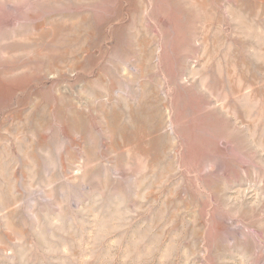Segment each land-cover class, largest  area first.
<instances>
[{
	"label": "rangeland",
	"instance_id": "374dc122",
	"mask_svg": "<svg viewBox=\"0 0 264 264\" xmlns=\"http://www.w3.org/2000/svg\"><path fill=\"white\" fill-rule=\"evenodd\" d=\"M0 264H264V0H0Z\"/></svg>",
	"mask_w": 264,
	"mask_h": 264
},
{
	"label": "bare ground",
	"instance_id": "6f19581e",
	"mask_svg": "<svg viewBox=\"0 0 264 264\" xmlns=\"http://www.w3.org/2000/svg\"><path fill=\"white\" fill-rule=\"evenodd\" d=\"M186 84V83H185Z\"/></svg>",
	"mask_w": 264,
	"mask_h": 264
}]
</instances>
